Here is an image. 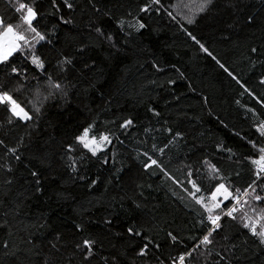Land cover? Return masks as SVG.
I'll return each mask as SVG.
<instances>
[{"label": "trees", "instance_id": "obj_1", "mask_svg": "<svg viewBox=\"0 0 264 264\" xmlns=\"http://www.w3.org/2000/svg\"><path fill=\"white\" fill-rule=\"evenodd\" d=\"M28 2L40 13L37 26L50 29L59 15H49L55 13L51 0ZM71 2L74 10L64 8L63 13L74 24L61 25L50 43L37 47L43 74L23 57L16 63L28 69L26 81L0 73V86L6 84L36 117L27 125L9 126L6 111L0 109V264H82L76 244L87 237L97 241L91 264H103L102 257H117L120 264H172L207 231L198 223L203 209L188 195L189 170L202 195L221 182L209 179L204 159L221 169L223 182L243 188L252 179L245 158L259 154L247 141L264 145L255 132L264 108L228 75L264 103L259 82L264 79V0H214L205 12L198 11L201 0H160L149 14L139 9L150 0H93L99 13L89 0ZM189 16L195 17L194 23L186 22ZM0 17L18 22L7 0H0ZM249 17L254 18L251 24ZM120 20L125 21L123 31L117 27ZM137 20L146 27H129ZM93 23L113 36L115 47L89 30ZM65 55L73 65L61 69L58 62ZM49 76L62 91L45 100ZM37 89L38 116L29 103L36 102ZM129 118L133 126L121 129ZM89 125L93 134L112 139L97 157L75 143ZM176 132L182 138L174 139ZM68 145L76 150L66 152ZM217 145L234 155L229 159L227 151L217 152ZM8 147L17 148L19 160L5 155ZM149 156L160 167L145 171ZM73 162L76 173L70 168ZM37 178L40 193L35 191ZM93 180L96 184L90 187ZM226 204L231 206L230 201ZM239 216L237 221L222 217L213 244L196 248L186 264H264V245L241 227ZM105 219L112 224L106 225ZM77 223L84 226L82 232L75 230ZM128 226L153 241L145 257L137 255L145 239L129 237ZM168 232L179 242L173 244Z\"/></svg>", "mask_w": 264, "mask_h": 264}, {"label": "snow or ice", "instance_id": "obj_2", "mask_svg": "<svg viewBox=\"0 0 264 264\" xmlns=\"http://www.w3.org/2000/svg\"><path fill=\"white\" fill-rule=\"evenodd\" d=\"M213 2L214 0H201L198 11H207ZM89 3L92 4L94 10L99 13L100 9L95 6L93 0H89ZM7 4L8 7L13 10L18 22H5L4 18L0 17V73H2L4 76H7L9 79L15 78L26 81L28 69H22L21 66L16 63L17 57H23V59L28 61L38 72L43 74L45 70V64L42 57L36 54L37 47L41 44V42L50 43V37L56 34L57 29L61 25L69 26L74 24V21L70 18H66L63 13L64 8H67L69 13H71L74 10V4L71 2V0H51L52 8L55 9V13H49V15L55 16L56 13H59V15L56 16V18L51 22L50 29L47 25H45L43 30L37 26L40 23L41 16L34 2L29 3L28 0H7ZM159 5L160 0H150L149 3H146L139 9V12L149 14L151 11H153V6ZM157 14L159 13L157 12ZM169 15L171 16L172 14L169 13ZM185 19L187 23L192 24L194 23L195 17L189 16ZM253 21L254 18L249 17L247 23L251 24ZM124 24L125 21L120 20L117 22V27L123 31ZM129 27H134L136 31H140L144 29L146 25L137 20L135 25L129 24ZM89 30L94 31L97 36L105 39L111 47H115V45L112 43L113 36L111 34L105 33L102 26L93 23ZM189 35H191V33H189ZM192 39L194 41L196 40L194 36ZM201 50L207 51L203 45H201ZM77 51L83 53L84 49L79 48ZM251 51L255 53L257 49L252 48ZM213 59H215V57H213ZM72 65L73 60L67 55H65L63 59L58 62V66L61 69H63L64 66ZM153 67L156 68L157 71H160V69L155 64ZM221 67L224 66L221 65ZM224 70L226 72L228 71L227 68ZM228 75L231 76L237 84H240V87L243 88L249 96L256 100L257 104H260L261 108H264V103L257 99L256 96H254L249 90V88L242 84L234 75H232L231 72H228ZM259 82L260 84L264 85V79H261ZM46 84L49 91L48 94L43 97L45 100L62 91V85L58 82H54L51 76L47 78ZM16 90H20L19 86ZM36 96V102L29 100V103L32 104L33 109L38 116L40 114L39 89L36 91ZM237 103L239 104V101H237ZM0 109H4L6 111L7 125L9 126H17L18 124L27 125L36 118L30 114V112L27 111L25 107L22 106V104L14 97L12 91L8 89L6 84L0 86ZM248 111L252 112L253 116H257V113L253 111V109L249 108ZM153 115L158 116L159 114L153 112ZM257 121L258 122H255V132L262 140H264V113H261L257 117ZM133 124V120L129 118L125 119L119 125V127L121 129H127L133 126ZM3 126L4 125L0 124V127ZM92 128V125L83 128L81 133L74 139L75 143L79 145L85 153L90 154L91 157H97L98 153L106 151V146L112 143V139L108 134L101 133L99 136L93 134ZM167 131L171 134V129H168ZM176 138H182L181 133L176 132L174 139ZM242 139L244 138L242 137ZM22 140L23 138H21V142ZM247 142L259 154L255 157L250 156L245 158L248 161V164L251 166L252 179L250 183H248L243 188L237 187L233 189L232 185L223 182L225 178L222 175L221 169L208 159H204L202 164L207 169L209 179L221 181L216 183L213 186L210 194L205 196L201 194L202 188L192 178V171L189 170L187 183L191 186V190L188 192V195L192 200H194L196 205H199V207L203 209V214L198 223L202 227H207V231L202 234L198 242L193 245L192 249L188 250L186 253L179 254L178 257H174L173 264H186V259L193 256L196 248L208 249L209 246L213 244V234L222 228V217H228L233 221H237L238 212L240 213L239 222L241 227L246 229L251 236L258 239L261 245H264V207L259 208V210L257 209L258 205L264 204V145L258 147L257 143L253 140H248ZM2 145L3 141H0V146ZM75 150L76 149L73 145H68L66 148V152L68 153L74 152ZM17 151L18 150L15 147H8L5 155H14L15 159L19 160L20 156L15 155ZM160 151L163 152L164 149L161 148ZM216 151H227L229 154V159L232 155H234L231 149H225L222 145H217ZM68 159L74 160V158L71 156H69ZM80 159L83 160L84 156L81 155ZM148 160L151 163L144 164L145 171H147L153 165L160 167L157 161L151 156L148 157ZM103 162L106 164L108 161L105 159ZM70 168L73 173H76L78 171L77 163L73 162L70 165ZM6 170L11 171L10 168ZM161 171L169 179H173L163 168H161ZM31 174L33 177H38V173L35 171H33ZM237 175H239V173H237ZM81 179L84 178L81 177ZM173 182L176 183L175 180H173ZM35 184L36 193L42 192V188L40 187L41 181L38 178L36 179ZM95 184L96 181L93 180L90 187H94ZM229 201L231 202V207H228L226 204V202ZM136 206L139 207L140 205L137 204ZM249 209L251 210V215H249ZM205 220L207 222L206 224ZM104 223L106 225H111L112 221L110 219H105ZM75 230L77 232H82L84 230V226L81 223H77L75 225ZM127 234L129 237H141L145 239V243L137 252V255L145 257L149 251V245H151L153 241L147 237H144L143 232L133 226L127 227ZM167 235L173 244L179 242L178 237L172 232H168ZM57 239H59V236H57ZM96 243L97 241L94 238L87 237L76 244V250L82 257V264H91V258L96 254L94 251ZM52 246L55 248V243H53ZM155 246L157 250H159V244L157 243ZM201 254H203V252ZM217 255L220 254L217 253ZM220 259L224 260L225 257L220 256ZM102 260L103 264H120V261L117 257H113L111 260H109L108 257H102ZM217 264H219V262H217Z\"/></svg>", "mask_w": 264, "mask_h": 264}, {"label": "built area", "instance_id": "obj_3", "mask_svg": "<svg viewBox=\"0 0 264 264\" xmlns=\"http://www.w3.org/2000/svg\"><path fill=\"white\" fill-rule=\"evenodd\" d=\"M231 207V206H230ZM173 264V263H172Z\"/></svg>", "mask_w": 264, "mask_h": 264}]
</instances>
